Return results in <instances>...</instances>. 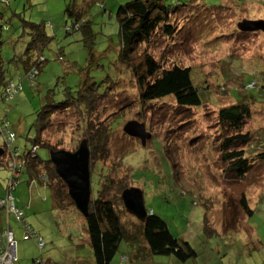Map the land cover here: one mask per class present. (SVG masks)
Returning a JSON list of instances; mask_svg holds the SVG:
<instances>
[{
	"label": "rangeland",
	"instance_id": "rangeland-1",
	"mask_svg": "<svg viewBox=\"0 0 264 264\" xmlns=\"http://www.w3.org/2000/svg\"><path fill=\"white\" fill-rule=\"evenodd\" d=\"M8 1L4 8L0 4L8 27L2 31L0 44L6 79L17 80L23 73L20 57L29 40L26 22L43 23L46 34L52 37L41 50L45 61L34 85L23 81V89L13 98L2 99L0 95V118L5 117L16 134L11 146H17L20 153L32 147L36 111L49 101L61 100L66 86L74 91L92 76L102 81L99 89H103L108 86V74L114 83L110 81L90 114L76 107L57 112L42 137L49 145L70 151L81 145L88 121L106 131L107 154L98 153L93 162L104 170L95 167L94 171L93 167L90 173L91 197L96 196L105 176L113 181L104 191L108 196L116 191L121 178L127 187L142 191L145 209L166 221L168 232L179 245L176 250L167 247L163 253L153 254L142 264H264V160L254 159L256 152L264 149V31H240L237 27L243 19H264V0H163L172 8L188 5L170 14L172 34L156 31L150 43L141 44L137 52L149 51L164 67H190L202 101L193 107H179L171 96L141 101L132 71L115 64V12L127 0H99L103 9L95 3L85 12L95 32L90 69L82 33L65 31V25L71 23L64 11L66 4L82 0ZM250 82L255 85L247 89ZM238 100L249 103L251 111L240 129L250 133V140L234 147L243 148L252 161L241 178L226 171L227 163L220 159L218 149L222 138L234 134L219 123L218 110ZM129 120L143 123L151 134L144 145L123 132ZM36 155L46 160L49 150L40 146ZM11 173L0 162V197ZM20 179L13 196L31 216L37 213L34 223H29L45 245L40 250L33 240H22L20 231L16 264H37L35 259L42 256L40 264L48 259L76 264L78 256L83 259L79 264H90L92 253L83 216L71 207L68 198L71 211L54 209L50 189L38 182L28 187L26 167ZM243 197L250 214L245 213ZM32 198L40 209L28 210ZM121 219L128 225L136 222L126 211ZM185 244L195 256H180ZM124 246L122 242L119 248L125 251ZM116 255L119 258V253Z\"/></svg>",
	"mask_w": 264,
	"mask_h": 264
},
{
	"label": "trees",
	"instance_id": "trees-1",
	"mask_svg": "<svg viewBox=\"0 0 264 264\" xmlns=\"http://www.w3.org/2000/svg\"><path fill=\"white\" fill-rule=\"evenodd\" d=\"M98 1L82 0L81 3L70 1L64 9L65 14L71 22L65 25V31L67 33L73 31H80L82 33L81 40L87 50L86 66L88 69L92 68L91 65L93 64L92 51L95 32L92 30L91 21L85 12L89 8V5L95 3L103 9V4ZM0 4L8 6L9 1L3 0L0 1ZM187 5L182 4L172 8L163 0H127L117 6L115 16L118 24V49L116 48L115 64L122 65L132 71L139 89L141 101H152L171 96L179 107L199 106L202 102L199 88L194 84L190 67L178 64L164 67L149 51L144 49L139 53L137 52L141 44L150 43L156 31L160 30L161 33L166 35L172 34L173 26L169 22L170 14H174L179 8H184ZM26 24L29 28V40L20 57L23 73L17 76V80H13L12 78L6 79L4 77V64L0 55V86L2 88L0 95L2 99H11L16 96L23 89V81L33 86L35 78L40 72V67L45 61L41 50L49 44L52 37L46 34L43 23L26 22ZM4 28L8 29L3 21V10H0V44ZM105 79H108L107 87L110 86V81L114 83V79H111L108 74L105 76ZM101 82L96 81L92 76H87L86 79L77 85V89L74 91L71 87L66 86L61 100L56 102L49 101L42 105L36 111V117L33 122L35 135L32 138V147L23 153L19 152L17 146H11L16 134L14 130L9 128L10 125L6 118H0V134L3 138V145L0 146V162L12 171L8 178L5 194L0 197V200L9 195L15 208L20 209L22 212L21 218L18 219L12 212H7L5 206H0V216L4 217L3 219L5 220L10 216L13 217L22 230V240H33L40 250L43 249L45 241L26 220L23 207L17 205L13 191L21 183L20 173L26 167V173L29 176L28 187L36 181L42 187L49 188L54 209L67 211L71 203L73 205L71 207L77 210L72 198L68 194L65 182L57 175L49 157L46 160L39 159L36 151L40 146L47 148L49 152L59 150L49 145L42 137V133L51 125L53 115L71 107H76L79 111L90 114V111L96 108L99 99L107 90V87L99 89ZM252 85L254 86L255 84L250 82L245 87L249 89L253 87ZM250 116L249 103L243 100H238L233 104L221 107L217 113L219 123L234 132V134L227 135L221 139L218 145L221 153L220 159L227 163L226 171L232 172L238 178L244 176L252 166V161L245 156L244 149L234 148L250 140L249 132H240L244 120ZM83 130L86 136L82 140H85L89 151L90 173L93 167L94 171H96V168L104 170L103 166L94 165L93 162L98 153L103 156L107 154L106 131L101 126H95L91 121H88L83 126ZM8 132L12 134L10 139L8 138ZM70 151H75V149ZM15 152L16 157H13V153L15 154ZM9 158L10 160L8 161ZM14 158L19 159L18 161L22 163L18 170L15 169V163L13 167L9 165V163L13 162ZM254 159L264 160V149L257 151ZM102 174L104 175V171ZM107 179V176L103 178L95 197L92 198L90 194L86 216H83L77 210L84 218L88 245L94 264H110L111 259L119 250L122 242L127 247L132 248L136 254L137 262L129 260L128 264H142L149 261L152 259L153 254L163 253L167 247L170 250H176L179 245L176 244V240L168 232L166 221L152 211L146 209L147 215L143 222L133 216L136 222L133 221L131 225H128L126 220L121 219L122 212L125 209L120 199V193L127 186L123 184L121 178L117 179L118 188L111 196H108L106 189L112 185L113 181ZM65 198H68L69 204ZM241 201L245 213L250 214L251 209L248 207L245 198L243 197ZM21 220H24L26 225L29 226L30 231H32L30 232L31 235L27 238H24L25 228ZM6 229L12 230L10 227H6L0 229V233ZM38 237L43 240L41 248L38 246ZM15 242L16 261L14 264L18 261L16 239ZM185 250L181 251L180 256L182 258L196 255V252L188 244H185ZM42 261V257L41 259H35L37 264L42 263ZM45 263L57 264L56 262H51L49 259Z\"/></svg>",
	"mask_w": 264,
	"mask_h": 264
},
{
	"label": "water",
	"instance_id": "water-1",
	"mask_svg": "<svg viewBox=\"0 0 264 264\" xmlns=\"http://www.w3.org/2000/svg\"><path fill=\"white\" fill-rule=\"evenodd\" d=\"M237 27L243 31H264V19H243L237 23ZM122 129L127 135L139 138L142 145L151 137V134L146 131L145 125L136 120L127 121ZM49 159L53 163L57 175L65 182L75 207L83 216H86L91 191L89 151L85 140H82L81 145L75 151L64 149L50 151ZM120 199L127 213L141 222L145 220L147 211L143 204L142 191L139 188H124L120 193Z\"/></svg>",
	"mask_w": 264,
	"mask_h": 264
},
{
	"label": "built area",
	"instance_id": "built-area-1",
	"mask_svg": "<svg viewBox=\"0 0 264 264\" xmlns=\"http://www.w3.org/2000/svg\"><path fill=\"white\" fill-rule=\"evenodd\" d=\"M3 1V0H0ZM32 75V74H31ZM8 138L10 139L12 134L8 132ZM16 157V152L15 154L13 153V157ZM14 163L16 164L15 169L18 170L21 166V162L18 161L16 158L13 159L12 163H9L10 167L14 166ZM0 206H5L7 212H12L18 219L21 218L22 212L20 209L15 208L12 198L8 195L4 199L0 200ZM21 223L23 224V227L25 228V234L24 238H27L30 236V229L29 226L26 225L24 220H21ZM35 235V234H34ZM38 246L41 248L43 246V240L42 238L38 237ZM16 261V242L14 239V234L12 230L6 229L3 230L0 233V264H14Z\"/></svg>",
	"mask_w": 264,
	"mask_h": 264
},
{
	"label": "crops",
	"instance_id": "crops-1",
	"mask_svg": "<svg viewBox=\"0 0 264 264\" xmlns=\"http://www.w3.org/2000/svg\"><path fill=\"white\" fill-rule=\"evenodd\" d=\"M42 188H44V187H42ZM31 191H32V189H31ZM32 195H30V196H32ZM31 200H29V203L31 201V204L28 205V210H31V208H32V210L40 209V207H38V205L35 203V198H32ZM16 203H17L18 206H21V207L24 206L21 203H18V201H16ZM25 209L26 208H23L24 215H25L26 220L28 221V223H29V220L34 223V218H37V213H35L34 215L31 216V214L28 213V212H26ZM3 218L0 216V229H4L6 227H10L13 230V232H14V236H15V239H16L17 244H18V240H17L18 237L17 236H19L20 231L22 233V230H21L20 226L14 221L13 217H11V216L8 219H6V220L3 219ZM31 226H33V225H31ZM124 249H125V251L119 248V250L117 251V253H119V258L116 255L117 253H115V255L113 256V258L111 259V263L110 264H123L124 263V260H126L127 264L129 263V260H131V262H137V260H136V254L134 253L133 249L130 248V247H127L126 245L124 246ZM17 256H18V250H17ZM114 258H116V260ZM89 259H90V257H89ZM82 262H83L82 257H79L78 256L76 258V264H79V263H82ZM88 262L90 264H94L93 258L91 257V259L88 260Z\"/></svg>",
	"mask_w": 264,
	"mask_h": 264
}]
</instances>
